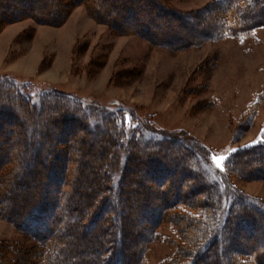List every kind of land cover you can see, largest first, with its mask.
<instances>
[{
	"label": "trees",
	"instance_id": "trees-1",
	"mask_svg": "<svg viewBox=\"0 0 264 264\" xmlns=\"http://www.w3.org/2000/svg\"><path fill=\"white\" fill-rule=\"evenodd\" d=\"M40 1L0 0V10L12 14L8 20L60 24L80 4L115 34L170 49L193 43L175 31L159 33L172 20L187 30H215L202 39L213 41L248 38L264 25V0L214 2L217 25L202 22L212 7L187 13L163 0H48L45 7ZM27 9L31 13L23 15ZM261 109L264 91L245 127ZM135 118L121 108L56 89L39 92L30 82L0 76V219L39 243L41 264H149L145 251L162 225L179 239L165 264H264V245L252 246L264 239V202L234 184L264 180V139L231 153L218 172L206 145ZM18 254L3 245L0 264H17Z\"/></svg>",
	"mask_w": 264,
	"mask_h": 264
},
{
	"label": "rangeland",
	"instance_id": "rangeland-1",
	"mask_svg": "<svg viewBox=\"0 0 264 264\" xmlns=\"http://www.w3.org/2000/svg\"><path fill=\"white\" fill-rule=\"evenodd\" d=\"M163 1L187 13L212 7L202 22L219 23L215 16L220 9L213 3L221 0ZM49 2L41 0L38 6ZM1 10L0 76L30 82L39 92L56 89L111 110L133 112L135 119L176 137L187 134L211 149V165L218 172L231 153L264 139V109L245 127L248 110L264 91V25L248 38L213 41L202 39L215 30L202 25L187 30L172 20L159 33L175 31L193 43L170 49L138 35L115 34L80 4L60 24L25 16L8 20L12 14L5 16L6 9ZM27 13L30 9L23 15ZM234 184L239 192L264 202L263 179L240 178ZM158 233L145 251L149 264H165L178 250L179 239L170 225L160 226ZM9 244L19 251L17 264H41L39 243L0 219V247ZM263 245L264 239L252 243L255 249Z\"/></svg>",
	"mask_w": 264,
	"mask_h": 264
}]
</instances>
